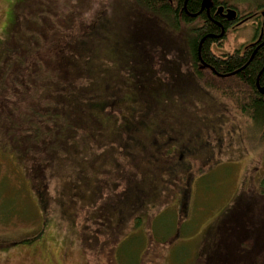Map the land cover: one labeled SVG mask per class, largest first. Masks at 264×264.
Listing matches in <instances>:
<instances>
[{
    "label": "trees",
    "instance_id": "16d2710c",
    "mask_svg": "<svg viewBox=\"0 0 264 264\" xmlns=\"http://www.w3.org/2000/svg\"><path fill=\"white\" fill-rule=\"evenodd\" d=\"M202 2L117 0V5L111 8L115 17L119 14L117 10L122 8V13L127 11L135 15L137 11H142L148 19L159 21L156 25L149 21L148 38L152 40V46L160 50L158 54L170 61L167 62L169 67L173 65L169 58L182 59L186 55L181 45L183 41L188 42L192 66L196 69L198 79L204 82L205 88L200 86L204 93L200 95L194 91L198 85L192 89L190 83L183 82L184 88L190 95L193 94L185 99L186 95L180 90L160 86L157 93L163 91L165 95L162 98L157 94L155 100L163 111L171 113L177 104L191 103L193 99L195 105L208 104L203 96H211L215 92L239 105L241 113L258 127L263 139L264 93L260 88H264V46L254 56L251 53L241 56L239 51L217 55L213 45L223 38L220 26L214 19L207 17L206 9L198 17L191 16L199 13ZM215 3L218 4V1L215 0ZM35 5V0L19 3L17 9L21 13L11 23L1 50L0 153L15 157L21 185L27 193L35 192L38 203L44 209L52 202L49 197L51 180L63 172L88 171L89 174L78 176L72 183L69 196V200L75 202L73 196L79 194L78 198H84L86 204H89L87 207L93 211L88 214L87 222L97 228L93 235L95 241L91 239L93 233L88 225L85 227L89 233L86 240L90 244L93 242V250L97 246L102 248L104 245L101 246L97 240L99 236L107 234L109 239H115L111 244L106 242L110 245L105 249L110 248L112 252L115 248V264H141L138 260L132 262V258L136 259L137 251L143 247L140 236L145 232L139 230L138 233H126L123 227L137 219L133 229H141L142 224L148 221L150 213H143L146 199L156 195L155 185L166 182L163 174L168 173L169 162L172 160L168 154L171 145L157 141V127L153 130L141 128L144 130L141 132L151 142L149 148L136 140L138 129L135 131V127L139 128L141 120L147 117L141 116L142 119L138 120L136 114L139 113L132 107L142 105L146 93L141 97H130L128 94L135 92L134 83L137 78L130 65L139 64L141 58L138 62L130 58L124 65H115L116 58L97 60L98 49L107 48L103 41L98 42L97 31L98 23L102 27L100 30H109L106 19L98 22L107 12L95 14L93 22L82 23L78 22L79 16L72 9L73 12L67 15V21L73 27L67 25L66 31L62 30L63 34L57 30L51 32L43 18L51 21L49 11L41 15L37 14L39 9L36 8V15L31 14ZM22 12L28 13L24 20ZM161 23L163 29L168 23L174 32L180 34L177 37L182 40L172 39L169 34H159ZM137 28L141 29L137 36L144 38V29L140 25ZM48 35H51V39ZM173 52L176 56L171 54ZM202 63L205 65L203 68L200 67ZM137 73L142 76L149 74V71L142 66ZM151 78L156 79L153 75ZM203 110L208 111V106ZM125 111H128L129 117L124 120L122 116L119 121L116 112L121 117ZM114 132L117 133L114 135ZM118 147H121L120 156L125 163L115 158L119 152ZM152 147L156 149H150ZM140 148L147 155L149 150L151 153L150 167L146 170H142L134 158V151ZM188 169L186 167L183 170L188 172ZM175 171H170L169 175L176 177ZM123 184L124 190L117 194L116 191ZM260 184L259 192L264 194V179ZM187 194V191L182 192V211L190 200ZM129 209L131 216L127 217ZM253 209L256 210L250 203L245 212L251 214ZM159 223L150 225L151 235L162 232L164 226L161 225L159 229ZM222 226L219 231L223 233L221 242L217 238L213 240L207 246L210 250L205 258L195 264H264V227L258 229L256 222L238 218L225 220ZM260 230L263 236L259 235ZM130 239H135L132 253L123 247L126 240ZM138 239L139 242H136Z\"/></svg>",
    "mask_w": 264,
    "mask_h": 264
},
{
    "label": "rangeland",
    "instance_id": "374dc122",
    "mask_svg": "<svg viewBox=\"0 0 264 264\" xmlns=\"http://www.w3.org/2000/svg\"><path fill=\"white\" fill-rule=\"evenodd\" d=\"M23 1L0 0V55L11 23L21 13L17 6ZM35 1L37 7L34 6L31 14L36 15V8L39 9L37 14L41 15L49 11L50 22L42 17L51 32L57 30L61 33L62 30L66 31V27H73L67 21V15L73 12L72 9L79 16L78 22L82 23L93 22L95 14L107 12L98 22L106 19L109 30H100L102 27L100 23L97 24L98 42L103 41L107 48L98 49L97 60L116 58L115 65H124L130 58H135L137 62L141 58L139 64L130 65L137 78L134 83L135 92L128 94L130 97H141L146 93L142 105L132 107L139 113L136 114L138 120L142 119L141 116L147 117L141 120L139 128L135 127V131L138 129L136 140L140 145L149 148L151 142L141 132L144 131L141 128L153 130L157 127V141L171 145L168 154L172 160L169 162L168 173L163 174L166 182L155 185L156 195H150L146 199L148 207L145 206L143 213H150L148 221L142 224L141 229H133L137 219L123 227L126 233H138L139 230L145 232L140 236L143 247L137 251L136 259L132 258V262L138 260L141 264H195L205 258L210 250L207 246L213 240L217 238L221 242L223 233L219 231L225 220L238 218L256 222L258 229L264 227V194L259 192L260 182L264 179V138L261 139L258 127L241 113L239 105L215 92L211 96H203L208 104L195 105L193 99L191 103L177 104L171 113L163 111L155 100L160 86H170L169 90H180L186 95L185 99L190 98L193 94L190 95L184 88L183 82L190 83L192 89L198 85L194 91L203 95L204 90L200 86L205 88L204 82L198 79L196 69L192 66L187 41H183L181 45L186 55L182 59L168 57L173 61V65L169 67L167 62L170 61L158 54L160 50H156L151 44L152 40L148 38L149 21L155 25L159 21L148 19L142 11L133 15L127 11L122 13V8H119V14L115 17L111 7L117 5V0ZM232 1L239 4L243 12H259V19L263 18L261 11H264V6L259 8L264 5V0ZM22 13L24 20L28 13ZM138 25L144 29V38L137 36L141 30L137 28ZM162 26L163 23L158 28L159 34H169L172 39L182 40L177 37L180 34L174 32L168 23L164 29ZM253 30L250 23L223 41L221 47H215L214 52L217 55L232 54L249 43L248 39L251 38ZM48 37L51 39V35ZM171 54L176 56L175 52ZM142 66L148 69L149 74L140 76L137 73ZM204 66L203 63L200 64L201 68ZM151 75L156 79H152ZM159 95L163 98L165 92L161 91ZM207 106L208 111H204ZM127 112L121 117L116 112L119 121L123 117L124 120L129 117ZM154 140L156 141L155 138ZM120 149L118 147L119 152L115 154V158L124 162ZM150 154V150L147 155L141 148L134 151V158L142 170L150 167ZM17 163L13 155L0 153V264H115V248L112 252L110 248L105 250L115 239H109L107 234L99 236L97 241L104 246H97L93 250L91 245L95 241L93 235L97 228L87 222L88 214L93 211L87 207L89 204H86L84 198H78L79 194L73 196L75 202L69 200L72 183L78 176L89 172H63L51 180L49 197L52 202L44 209L38 203L35 192L27 193L21 185ZM186 167L189 168L188 172L183 170ZM169 170H176L177 176L171 177ZM124 188V184L121 185L116 191L117 194L122 193ZM184 191L188 192L190 200L188 199L189 203L182 211ZM129 196L132 197L131 194ZM250 203L256 210L253 209L251 214H247L245 210ZM127 212V217L131 216V210ZM152 223H159V229L161 225L164 226L162 232L151 235L149 228ZM87 225L93 233L91 244L86 240L89 236L86 231L88 228H85ZM262 234L260 230L259 235L263 236ZM26 240L28 242L24 244ZM134 240H126L124 250L130 249L132 253Z\"/></svg>",
    "mask_w": 264,
    "mask_h": 264
},
{
    "label": "flooded vegetation",
    "instance_id": "af4514ba",
    "mask_svg": "<svg viewBox=\"0 0 264 264\" xmlns=\"http://www.w3.org/2000/svg\"><path fill=\"white\" fill-rule=\"evenodd\" d=\"M217 1L218 4L215 3V0H211L209 9H206L207 17L212 20L214 19V21L220 26L223 35L221 41H218L213 45V49L215 47H219V45H221V43L228 39L232 34L238 33L239 30H241L243 27H247L251 23L254 30L251 38L248 39L250 41L247 40L249 43L236 50L235 52L239 51L241 56H245L249 53H251V56H254V54H256V52L264 46V11H261L263 18H261L260 20L259 12L254 14L243 12V9L239 7V4L232 0ZM185 9L186 6L184 5V10ZM230 11L235 12L233 18H231L232 13H230ZM202 13L203 12H201L198 16H200Z\"/></svg>",
    "mask_w": 264,
    "mask_h": 264
},
{
    "label": "water",
    "instance_id": "95a60500",
    "mask_svg": "<svg viewBox=\"0 0 264 264\" xmlns=\"http://www.w3.org/2000/svg\"><path fill=\"white\" fill-rule=\"evenodd\" d=\"M210 5H211V0H203V2H202V10L203 9H209ZM230 13H232V17L231 18H233L234 17L233 15H235V12L234 11H230ZM263 15H264V13H263ZM260 91L262 93H264V88H260Z\"/></svg>",
    "mask_w": 264,
    "mask_h": 264
},
{
    "label": "bare ground",
    "instance_id": "6f19581e",
    "mask_svg": "<svg viewBox=\"0 0 264 264\" xmlns=\"http://www.w3.org/2000/svg\"><path fill=\"white\" fill-rule=\"evenodd\" d=\"M201 12H203L202 9H201L200 13H201ZM200 13H199V14H200ZM199 14L192 15V17H196V16H198ZM201 45H202V41H201V43H200L199 52H200Z\"/></svg>",
    "mask_w": 264,
    "mask_h": 264
}]
</instances>
